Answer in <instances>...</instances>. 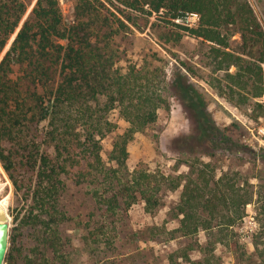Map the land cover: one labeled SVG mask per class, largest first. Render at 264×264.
<instances>
[{"label":"trees","instance_id":"trees-1","mask_svg":"<svg viewBox=\"0 0 264 264\" xmlns=\"http://www.w3.org/2000/svg\"><path fill=\"white\" fill-rule=\"evenodd\" d=\"M26 9L24 0H0V55L15 34L0 60V165L17 205L3 264H72L75 254L64 231L70 188L83 189L92 204L81 251L94 264H132L117 253L116 225L136 204L145 214H156L165 194L177 190L170 209L175 228L166 230L163 222L148 229L156 242L161 235L174 241L167 264H210L190 254L199 250L204 257L217 247L237 264H264V242L257 254H245L234 230L255 196L264 239V178L252 193L240 174L232 178L230 168L224 172L221 166L218 174L213 167L216 146L224 149L233 140L230 127L219 129L194 101L200 96L187 77H197L194 70L179 61L187 75H175L172 84L187 98L184 107L199 125L205 147L187 152V170L175 178L149 172L141 161L130 170L127 144L155 122L168 84L160 68L148 64L117 68L110 48L127 24L136 28L143 19L146 26L148 17L162 15L165 25L205 46L207 75L200 80L264 128V29L248 0H75L68 23L57 0H36L19 27ZM190 14L198 17L195 27L175 23ZM233 35L240 38L237 51L231 50ZM115 110L127 128L113 139L106 166L101 141L115 129L108 120ZM239 148L254 163L264 162L262 148L260 154ZM205 156L207 162L201 160ZM200 234L204 245H177Z\"/></svg>","mask_w":264,"mask_h":264},{"label":"rangeland","instance_id":"rangeland-1","mask_svg":"<svg viewBox=\"0 0 264 264\" xmlns=\"http://www.w3.org/2000/svg\"><path fill=\"white\" fill-rule=\"evenodd\" d=\"M74 1L57 0L64 23L71 20ZM24 2L27 9L19 27L29 16L36 0H24ZM105 5L109 7L108 4L105 3ZM250 5L264 28V0H251ZM109 8L113 11L112 7ZM161 18L162 15L148 17L146 26H143L145 21L139 19L136 24L137 29L127 24L128 29L115 36L110 43L117 68L123 69L129 65L148 64L160 68L168 84V92L164 93L166 104L157 111L155 122L144 132L135 134L127 144L128 168L131 170L136 163L141 161L149 172L175 178L187 170L185 165L190 160L187 152L194 151L198 147H205L199 125L194 120L192 112L184 107L187 98L178 95L173 88L172 82L175 75H187L178 64L181 61L192 68L197 76L190 78L187 75L191 85L200 96L199 99L195 95L194 101L199 106H204L208 117L219 129L230 127L228 135L232 138L233 143L225 145V150L220 145L216 146L213 157L210 158L213 167L215 169L218 167L216 169L218 174L219 170H222L219 167L222 166L224 172H228L227 168H230L229 172L232 178H236L232 174H240L241 177L238 176V178L244 181V188L248 186V189L255 193L259 179L264 178V162L254 163L251 154L247 150H241L239 146H244L251 152L260 154L259 150L261 148L264 150V128L262 125L250 122L244 109L228 104L200 80L205 79L207 75V69L202 67V64H206V60L202 56L206 50L205 46L200 45L198 40L186 36L182 31H175L169 25H165ZM175 23L180 26L195 27L191 18L183 23L176 21ZM14 36L15 34L10 38L0 55V60ZM239 45V36L233 35L231 50L237 51ZM108 120L115 129L101 141V156L106 166L110 164L108 153L113 139L127 128V124L118 117L116 110L110 113ZM213 145L215 146L214 143ZM206 157H202L201 160L207 162L208 158ZM0 183L5 184L0 193V206L6 210L10 229L17 205L11 183L1 165ZM179 193L180 190L167 192L163 198L162 208L154 215L145 214L142 205L136 204L127 213L124 222L116 225V231L119 232L117 237L119 240L116 244L117 253L120 254L124 263L133 261L132 264H167L165 257L167 252L174 248V241L170 240L167 235H161L159 241L156 242L154 240L156 237L150 235L148 229L153 226H161L163 222H165L166 230L171 231L175 228V219L172 218L173 214L170 209L177 202ZM65 203L70 218L64 227L68 239V250L76 255H74L75 260L71 262L72 264H77V262L94 264L81 251V240L86 237V232L90 229L93 220L91 201L86 198L83 189L70 188L65 194ZM257 208L258 205L255 202V196H253L252 203L244 208L243 217H251L254 225H244V230L248 232L247 235L244 234V239H241L239 235L242 223L240 222L234 229L238 241L244 246L245 254L249 255L257 254L262 249L261 243L264 242V239H260V232L263 228L260 225ZM204 241V235L200 234L192 241H180L179 244L177 241V245L189 244L197 247L199 244L204 245ZM125 255H127V259L122 258ZM190 256L192 259H209L210 264H237V260L231 253L219 247L210 254L206 253L204 257L199 250H195Z\"/></svg>","mask_w":264,"mask_h":264},{"label":"water","instance_id":"water-1","mask_svg":"<svg viewBox=\"0 0 264 264\" xmlns=\"http://www.w3.org/2000/svg\"><path fill=\"white\" fill-rule=\"evenodd\" d=\"M7 215V214H6ZM6 215H2L0 219V264H3L4 257L8 246V218Z\"/></svg>","mask_w":264,"mask_h":264},{"label":"built area","instance_id":"built-area-1","mask_svg":"<svg viewBox=\"0 0 264 264\" xmlns=\"http://www.w3.org/2000/svg\"><path fill=\"white\" fill-rule=\"evenodd\" d=\"M250 1L251 0H248L249 3H250ZM189 18L193 19V23L196 25V23L198 21V17L195 14H190V15H188L186 17L185 21L188 20ZM176 22H178V21H176ZM189 28H191V26ZM241 223L242 224H241V227H240L241 230L239 232V235H240L241 239H244V234L247 235V233H248L246 230H244V225L251 224L253 226L254 225L253 224V219L251 217H247L246 216L245 218L244 217L242 218Z\"/></svg>","mask_w":264,"mask_h":264},{"label":"bare ground","instance_id":"bare-ground-1","mask_svg":"<svg viewBox=\"0 0 264 264\" xmlns=\"http://www.w3.org/2000/svg\"><path fill=\"white\" fill-rule=\"evenodd\" d=\"M4 186L5 184L0 183V193L2 192ZM2 215H6V210L0 206V219L2 218Z\"/></svg>","mask_w":264,"mask_h":264},{"label":"crops","instance_id":"crops-1","mask_svg":"<svg viewBox=\"0 0 264 264\" xmlns=\"http://www.w3.org/2000/svg\"><path fill=\"white\" fill-rule=\"evenodd\" d=\"M247 206V205H246Z\"/></svg>","mask_w":264,"mask_h":264}]
</instances>
